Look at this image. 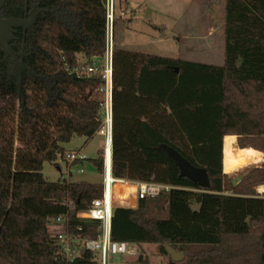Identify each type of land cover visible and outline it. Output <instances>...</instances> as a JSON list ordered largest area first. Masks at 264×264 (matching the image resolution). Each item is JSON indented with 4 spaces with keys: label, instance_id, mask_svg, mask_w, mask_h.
Segmentation results:
<instances>
[{
    "label": "trees",
    "instance_id": "trees-1",
    "mask_svg": "<svg viewBox=\"0 0 264 264\" xmlns=\"http://www.w3.org/2000/svg\"><path fill=\"white\" fill-rule=\"evenodd\" d=\"M107 3L5 0L0 10L21 19L26 9L33 18L26 47L35 53L34 64L21 66L0 39V60L26 72L30 90L0 97V264H100L90 249L63 258L50 221L68 216L71 231L97 237L101 221L76 213L102 195L103 182L50 180L43 169L45 161L65 158V142L76 135L87 142L102 124L104 80L74 69L104 55ZM225 18L223 63L114 43V173L198 189H172L117 209L113 239L157 243L168 255L169 243L185 253L182 261L169 255L168 263H152L141 250L136 264H264V160L236 179L225 168L228 134L241 148L264 151V0H226ZM165 144L206 167L211 185L182 176ZM103 153L89 157L102 173ZM242 242L246 249L236 248ZM256 251L258 263L236 259Z\"/></svg>",
    "mask_w": 264,
    "mask_h": 264
},
{
    "label": "rangeland",
    "instance_id": "rangeland-1",
    "mask_svg": "<svg viewBox=\"0 0 264 264\" xmlns=\"http://www.w3.org/2000/svg\"><path fill=\"white\" fill-rule=\"evenodd\" d=\"M116 0H108L107 8L111 11ZM118 4L124 7L128 5L126 0H118ZM148 4L160 12L152 13ZM142 7L139 8V6ZM146 7V8H145ZM134 11L138 13L133 14ZM162 11V12H161ZM225 11L226 0H141L138 5L128 6L124 13H117L115 24L110 21V31L108 33L110 41H118L122 46L136 50L178 56L207 62L223 63L225 56ZM129 12V13H128ZM131 13V14H130ZM130 14V17L128 16ZM21 19L28 20L26 9L21 10ZM133 15V16H132ZM113 24V28H112ZM28 34L25 25L13 26L9 29L8 49L15 60L21 56V66L24 64H34L35 53L27 51ZM32 45V42H30ZM3 54V50H0ZM84 61L83 55H79ZM26 72L13 68L6 60H0V97L6 101L9 96H26L30 90L27 89ZM105 95V94H104ZM85 136H74L69 142H65V153L71 150H79L85 143ZM225 168L232 170L242 167L240 174L247 171L248 165L255 161L264 160V151L257 150L256 154L248 161H243L238 154L253 150L252 148H241L237 143L235 134L226 136ZM105 151L104 135L99 131L82 151L86 158L70 161L62 156L57 160L45 161L44 173L50 180L67 179L72 181H103V174L89 157H97L99 151ZM71 171V172H70ZM263 186L258 189L263 191ZM197 191V190H195ZM193 209H199L197 201L192 202ZM51 227L64 228L63 224L51 220ZM139 244V243H138ZM246 243H236V248L246 249ZM141 250L152 263H168L170 256L161 254L158 244L152 242L140 243ZM264 247V245H263ZM255 251V250H254ZM261 252L237 255V260L250 259L251 263H258L261 260ZM135 257H122L114 259L113 264H136ZM245 260V261H246ZM264 261V248H263Z\"/></svg>",
    "mask_w": 264,
    "mask_h": 264
},
{
    "label": "built area",
    "instance_id": "built-area-1",
    "mask_svg": "<svg viewBox=\"0 0 264 264\" xmlns=\"http://www.w3.org/2000/svg\"><path fill=\"white\" fill-rule=\"evenodd\" d=\"M114 6L108 11L107 45L103 56H96L93 60L82 66L76 67L80 76L99 75L104 84L101 90L105 94L103 102V121L99 132L104 135L105 151L103 153V193L94 198L90 206L85 210L77 211L78 217H90L101 221L100 233L97 237L82 236L69 229V217L60 216L54 219L56 223L63 224L64 228L54 229V236L60 245L62 257L68 261H73L84 249H90L96 253V259L100 264H113L114 259L122 257L137 258L141 253L140 245L129 240H115L112 238V219L118 208H133L140 205L143 199L156 197L172 189H192L181 185L170 184L154 180H141L126 176H118L113 171L111 158H107V147L113 145V40L110 41L108 33L110 31V21L114 20ZM114 24V22H113ZM112 24V28H113ZM82 151L71 150L66 153V158L70 161L86 158ZM71 172V171H70ZM65 179V178H64ZM264 190V188H263ZM263 192V191H262ZM71 208H75V203H70Z\"/></svg>",
    "mask_w": 264,
    "mask_h": 264
},
{
    "label": "water",
    "instance_id": "water-1",
    "mask_svg": "<svg viewBox=\"0 0 264 264\" xmlns=\"http://www.w3.org/2000/svg\"><path fill=\"white\" fill-rule=\"evenodd\" d=\"M5 0H0V10L4 4ZM33 22V18L31 20L25 19H13L6 18L0 15V39L4 46V48L8 49V37H9V29L13 26H21V25H29ZM165 149L168 153L174 158L177 165L181 169V175L187 176L195 183L200 184L203 187H209L211 185L210 176L206 167L196 166L186 157H184L177 149L172 146L165 144ZM243 170L242 167H237L231 171L232 174L241 172ZM166 249L174 261H182L185 258V253L179 251L177 248L172 246L171 244H166Z\"/></svg>",
    "mask_w": 264,
    "mask_h": 264
},
{
    "label": "crops",
    "instance_id": "crops-1",
    "mask_svg": "<svg viewBox=\"0 0 264 264\" xmlns=\"http://www.w3.org/2000/svg\"><path fill=\"white\" fill-rule=\"evenodd\" d=\"M117 1V3H118V0H116ZM121 1V0H120ZM126 2L128 3V5H126L125 6V4H124V7L121 5V4H118V10H119V13H124V11H126V9H127V7L128 6H131V5H138L140 2H141V0H126ZM145 6L147 7H149L150 8V10H151V12L152 13H157V12H160V10H157V9H155L154 7H152V6H150V5H148V4H145ZM140 7H142V5H140L139 6V8ZM145 7V8H146ZM162 12V11H161ZM129 13V12H128ZM135 13H138V11H134L133 12V14H135ZM131 14V13H130ZM130 14L128 15L129 17H130ZM133 16V15H132ZM92 140V138L90 139V140H88L87 142H85V143H83L82 144V146H81V148L79 149V151H84L85 150V146H88V143L90 142ZM225 141H226V138H225ZM254 151H257L256 149H253ZM225 152H226V145H225ZM233 170V169H232ZM232 170H230V172L232 171ZM227 171H229V170H227Z\"/></svg>",
    "mask_w": 264,
    "mask_h": 264
},
{
    "label": "bare ground",
    "instance_id": "bare-ground-1",
    "mask_svg": "<svg viewBox=\"0 0 264 264\" xmlns=\"http://www.w3.org/2000/svg\"><path fill=\"white\" fill-rule=\"evenodd\" d=\"M107 158H111L112 155V147L109 144L107 147ZM256 154V152L254 150H248L246 152H241L238 154L239 158L242 159L243 161H248L250 160L254 155Z\"/></svg>",
    "mask_w": 264,
    "mask_h": 264
}]
</instances>
